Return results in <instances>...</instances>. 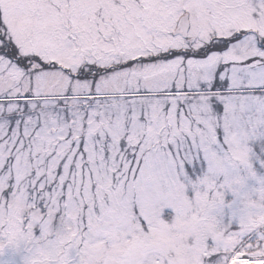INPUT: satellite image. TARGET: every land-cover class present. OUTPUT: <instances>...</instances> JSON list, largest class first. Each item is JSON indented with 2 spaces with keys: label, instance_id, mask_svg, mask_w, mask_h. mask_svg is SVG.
I'll list each match as a JSON object with an SVG mask.
<instances>
[{
  "label": "snow or ice",
  "instance_id": "snow-or-ice-1",
  "mask_svg": "<svg viewBox=\"0 0 264 264\" xmlns=\"http://www.w3.org/2000/svg\"><path fill=\"white\" fill-rule=\"evenodd\" d=\"M9 251L264 264V0H0Z\"/></svg>",
  "mask_w": 264,
  "mask_h": 264
},
{
  "label": "rangeland",
  "instance_id": "rangeland-1",
  "mask_svg": "<svg viewBox=\"0 0 264 264\" xmlns=\"http://www.w3.org/2000/svg\"><path fill=\"white\" fill-rule=\"evenodd\" d=\"M7 261L8 264H20V254L8 252L5 256L0 257V264H4Z\"/></svg>",
  "mask_w": 264,
  "mask_h": 264
}]
</instances>
